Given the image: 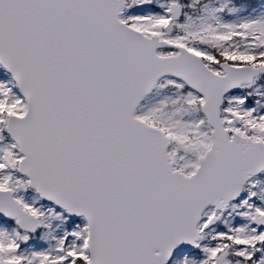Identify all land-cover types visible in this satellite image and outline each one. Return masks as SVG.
<instances>
[{
    "label": "snow or ice",
    "instance_id": "obj_1",
    "mask_svg": "<svg viewBox=\"0 0 264 264\" xmlns=\"http://www.w3.org/2000/svg\"><path fill=\"white\" fill-rule=\"evenodd\" d=\"M0 264H264V0H0Z\"/></svg>",
    "mask_w": 264,
    "mask_h": 264
}]
</instances>
